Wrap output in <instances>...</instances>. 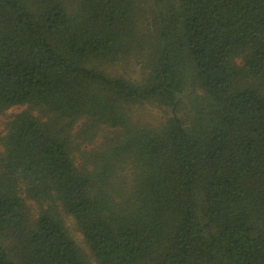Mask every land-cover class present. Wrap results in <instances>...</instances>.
<instances>
[{"label": "trees", "instance_id": "16d2710c", "mask_svg": "<svg viewBox=\"0 0 264 264\" xmlns=\"http://www.w3.org/2000/svg\"><path fill=\"white\" fill-rule=\"evenodd\" d=\"M0 122V264H264V0H0Z\"/></svg>", "mask_w": 264, "mask_h": 264}, {"label": "rangeland", "instance_id": "374dc122", "mask_svg": "<svg viewBox=\"0 0 264 264\" xmlns=\"http://www.w3.org/2000/svg\"><path fill=\"white\" fill-rule=\"evenodd\" d=\"M12 112H19V110L18 109H14L10 113H12ZM1 129H2V125H1V122H0V130ZM67 222H68V226L70 228V231H71L73 237L79 243V245L83 248V250L87 253V255L90 257V253L88 251V248L85 246V244L83 242L82 235L77 232V230L75 228V225H74V222L71 219H69ZM90 261H91L92 264H97L92 258L90 259Z\"/></svg>", "mask_w": 264, "mask_h": 264}]
</instances>
